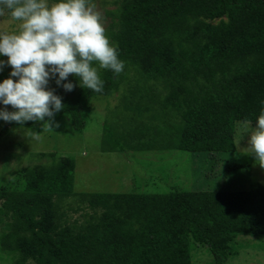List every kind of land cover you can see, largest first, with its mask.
<instances>
[{
    "label": "trees",
    "instance_id": "16d2710c",
    "mask_svg": "<svg viewBox=\"0 0 264 264\" xmlns=\"http://www.w3.org/2000/svg\"><path fill=\"white\" fill-rule=\"evenodd\" d=\"M108 14L106 36L123 70L93 62L102 91L81 83L71 97L50 72L62 104L52 117L81 131L91 99L120 92L124 110L104 122L103 152H233L235 124L264 113V0H122ZM50 158L0 186V252L9 264H192L190 243L224 264L237 237L264 238L259 182L244 190L75 193L73 160ZM78 213L82 221L69 219Z\"/></svg>",
    "mask_w": 264,
    "mask_h": 264
},
{
    "label": "rangeland",
    "instance_id": "374dc122",
    "mask_svg": "<svg viewBox=\"0 0 264 264\" xmlns=\"http://www.w3.org/2000/svg\"><path fill=\"white\" fill-rule=\"evenodd\" d=\"M122 0H89L101 14L105 35L111 21L109 11ZM56 0H49L54 3ZM19 22L11 15L0 14V33L18 31ZM108 38V37H107ZM109 39V38H108ZM112 45L111 40L109 39ZM8 57L0 55V83L11 78ZM97 67L99 63L96 64ZM73 88L67 91L65 84ZM48 79L45 90L51 91ZM79 82L63 80L60 94L71 97ZM121 93L93 97L89 103V118L81 131H74L64 117H51L38 127L14 125L15 121L0 119V186L13 183L15 175L31 167L47 164L50 156L68 157L74 162L72 187L75 193H136L159 194L172 188L185 191L244 190L251 183L264 186L261 168L249 148V139L257 123H236L234 151L231 153H190L179 150H146L138 152H103V124L115 122L124 110ZM13 112L10 105L0 102V112ZM35 121V120H33ZM26 122V121H25ZM48 123V124H46ZM238 165V167L236 166ZM69 219L82 221L81 213ZM232 255L224 264H264V238L239 236L231 244ZM192 264H217L206 246L189 244ZM0 264H9L0 252Z\"/></svg>",
    "mask_w": 264,
    "mask_h": 264
},
{
    "label": "clouds",
    "instance_id": "9594fccd",
    "mask_svg": "<svg viewBox=\"0 0 264 264\" xmlns=\"http://www.w3.org/2000/svg\"><path fill=\"white\" fill-rule=\"evenodd\" d=\"M0 5L19 22L18 31L0 33V55L8 57L10 76L18 78L0 83V102L15 109L0 112V119L22 125L25 121L44 122L54 111H61L60 98L45 90L50 72L58 74L57 84L71 74L79 77V85L99 93L103 83L93 62L116 74L123 70L116 47L105 35L101 14L89 0H56L51 4L49 0H0ZM64 88L71 91L73 85L68 83ZM249 137V148L264 168V113Z\"/></svg>",
    "mask_w": 264,
    "mask_h": 264
}]
</instances>
